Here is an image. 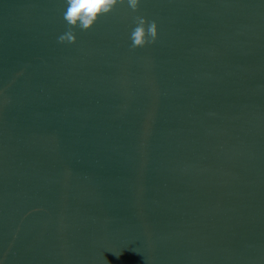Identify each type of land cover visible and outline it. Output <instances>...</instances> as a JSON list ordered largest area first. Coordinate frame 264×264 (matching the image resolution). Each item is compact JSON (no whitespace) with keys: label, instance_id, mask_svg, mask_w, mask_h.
Listing matches in <instances>:
<instances>
[{"label":"water","instance_id":"water-1","mask_svg":"<svg viewBox=\"0 0 264 264\" xmlns=\"http://www.w3.org/2000/svg\"><path fill=\"white\" fill-rule=\"evenodd\" d=\"M66 7L0 0V264H264V0H125L60 43Z\"/></svg>","mask_w":264,"mask_h":264},{"label":"clouds","instance_id":"clouds-1","mask_svg":"<svg viewBox=\"0 0 264 264\" xmlns=\"http://www.w3.org/2000/svg\"><path fill=\"white\" fill-rule=\"evenodd\" d=\"M125 0H66V11L63 18L68 25V30L57 39L60 43H74V29L81 31L89 29L97 20L100 14H106L118 4H123ZM140 0H127L128 6L136 11ZM136 27L131 31V47H143L145 44L153 43L157 36L155 21L148 22L144 17L135 18ZM147 24V27L145 25Z\"/></svg>","mask_w":264,"mask_h":264}]
</instances>
